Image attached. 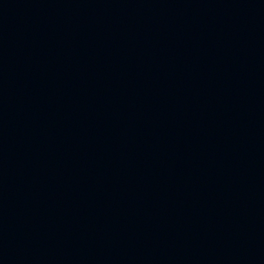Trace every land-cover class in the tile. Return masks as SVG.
Instances as JSON below:
<instances>
[{
	"label": "water",
	"instance_id": "95a60500",
	"mask_svg": "<svg viewBox=\"0 0 264 264\" xmlns=\"http://www.w3.org/2000/svg\"><path fill=\"white\" fill-rule=\"evenodd\" d=\"M0 264H264V0H0Z\"/></svg>",
	"mask_w": 264,
	"mask_h": 264
}]
</instances>
